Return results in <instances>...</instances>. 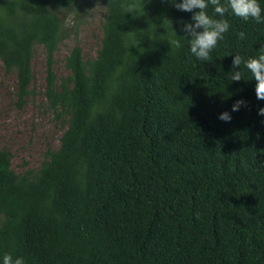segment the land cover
<instances>
[{"label":"trees","instance_id":"trees-1","mask_svg":"<svg viewBox=\"0 0 264 264\" xmlns=\"http://www.w3.org/2000/svg\"><path fill=\"white\" fill-rule=\"evenodd\" d=\"M81 1L0 0V62L19 102L40 46L44 97L66 125L34 173L16 174L0 149V264L5 253L25 264H264V100L243 64L241 81L230 76L235 55L260 54L264 23L227 11L229 31L200 61L184 39L194 13L174 0H105L96 57L76 43L58 82L60 16Z\"/></svg>","mask_w":264,"mask_h":264},{"label":"rangeland","instance_id":"rangeland-1","mask_svg":"<svg viewBox=\"0 0 264 264\" xmlns=\"http://www.w3.org/2000/svg\"><path fill=\"white\" fill-rule=\"evenodd\" d=\"M104 15L105 0H82L79 7L60 16L67 39L54 57L53 72L58 82L69 76L65 58L76 43L81 47L85 61L96 57ZM32 72L30 95L20 103L15 74L5 73L0 62V149L11 154V168L18 175L38 171L45 161V154L57 151L66 129L62 120L48 108L44 97L45 53L40 46L34 48Z\"/></svg>","mask_w":264,"mask_h":264},{"label":"clouds","instance_id":"clouds-1","mask_svg":"<svg viewBox=\"0 0 264 264\" xmlns=\"http://www.w3.org/2000/svg\"><path fill=\"white\" fill-rule=\"evenodd\" d=\"M174 6L183 12L194 13L192 22L187 23L183 27V31L187 33L190 45V53L200 61H209L211 52L217 46L218 42L224 39V34L230 29V24L227 19H223L225 13L231 12L248 22L254 20L256 23H264V9L261 8L258 0H225V4L221 0H181L180 3L173 2ZM209 4L214 7V14L209 15ZM128 13L135 11V5L129 4L126 6ZM219 16L221 18H215ZM171 23L170 21H168ZM239 39L244 40L245 33L239 32ZM190 37V39L188 38ZM171 47L180 48V39L169 41ZM259 55L254 58L244 59L239 54L234 56L233 71L230 73L232 81H241L242 72L236 71L243 64L247 70L251 72L256 81L255 94L258 100H264V47L259 50ZM243 100L237 101L232 108V111H238L241 106L245 105ZM258 114L264 116V108L258 110ZM219 119L230 122L231 115L228 112L222 113ZM2 264H25L23 257H13L10 253H5L2 256Z\"/></svg>","mask_w":264,"mask_h":264}]
</instances>
